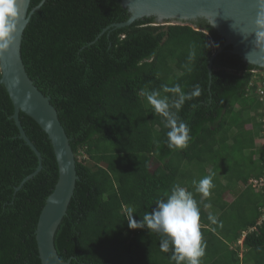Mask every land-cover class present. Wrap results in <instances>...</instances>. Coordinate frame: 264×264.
<instances>
[{
	"label": "trees",
	"instance_id": "1",
	"mask_svg": "<svg viewBox=\"0 0 264 264\" xmlns=\"http://www.w3.org/2000/svg\"><path fill=\"white\" fill-rule=\"evenodd\" d=\"M40 1L30 0L29 10ZM128 14L120 0H45L23 31L26 72L50 96L75 154L78 179L54 234L57 254L69 264H175L171 250H160V234L129 228L125 216L132 207L134 218L142 219L179 184L199 204L206 242L201 264H264V220L258 223L264 194L247 184L264 163V146L254 142L263 131L256 121L261 104L252 93L260 78L252 70L263 68L232 53L204 19L195 22L203 30L153 25V17L116 27ZM175 84L185 93L200 90L178 112L192 137L182 149L168 147L164 118L143 95L158 90L171 99L163 86ZM12 113L0 84V264H41L35 228L57 180V162L47 134L19 112L42 166L20 186L38 160L19 137ZM81 152L86 157L80 159ZM209 174L215 186L205 198L192 182ZM239 184L246 187L235 200L223 202V193L235 194ZM239 200L238 220H222ZM251 226L240 258L231 245Z\"/></svg>",
	"mask_w": 264,
	"mask_h": 264
},
{
	"label": "water",
	"instance_id": "2",
	"mask_svg": "<svg viewBox=\"0 0 264 264\" xmlns=\"http://www.w3.org/2000/svg\"><path fill=\"white\" fill-rule=\"evenodd\" d=\"M45 0H41L29 10L30 0H17L19 16L17 32L9 49L0 53V84H2L13 106L12 118L19 129V137L37 156V166L33 173L41 169V155L26 135L19 120V112L31 117L47 134L57 162L58 176L52 191L42 206L35 228V239L41 264H69L57 254L54 234L66 214L78 175L75 169V155L69 138L62 126L50 96L43 94L28 76L22 56L23 31L32 15ZM129 12L123 22L116 27L126 26L133 21L153 17L157 22L171 21L172 24H191L199 19L206 20L224 39L223 45H231V52L244 61L264 68V45L255 41V19L260 9L258 0H120ZM208 60V71L212 57ZM19 188V186H18Z\"/></svg>",
	"mask_w": 264,
	"mask_h": 264
},
{
	"label": "clouds",
	"instance_id": "3",
	"mask_svg": "<svg viewBox=\"0 0 264 264\" xmlns=\"http://www.w3.org/2000/svg\"><path fill=\"white\" fill-rule=\"evenodd\" d=\"M258 3L260 4V9L257 11L254 22L256 27L255 41L257 46H261L264 45V0H258ZM18 16L19 8L17 0H0V53L7 51L13 43L14 34L17 32ZM163 22L169 23L168 20ZM163 22H157L154 19L152 24L166 25L162 24ZM186 25L193 26L196 30H203L197 27L195 23ZM255 70L260 71L262 69ZM163 91L171 93L172 98L170 99L167 95L162 96L158 90L145 91L143 95L154 112L164 118L165 127L169 129L167 132L168 147L172 149L186 148L192 137L190 136L188 124L179 118L178 112L186 100L200 95L199 86H196V89L191 93H185L179 84L171 87L164 85ZM252 93L256 95L254 90ZM263 107L264 105L261 104L258 109L259 114L256 115V121L259 123H261L259 120L261 116L260 110ZM261 124L263 131L260 138L263 139L264 125L263 123ZM247 125H249L247 128L250 129L251 124ZM81 153L83 157H86L83 152ZM257 157L255 155V158ZM213 175H206L199 181L194 180L192 183L195 186V192L205 198L209 197L211 194L210 190L215 186ZM164 197L158 199L155 207L150 212L145 213L140 220L134 218L133 214L135 210L132 207H128L125 219L128 221L129 228L146 227L148 230L160 234L159 248L165 253L171 250L170 259L175 264H201V258L205 255L206 242L203 240L200 230V208L198 201L194 198L192 191L187 190L179 184L173 185L170 192H166ZM208 219L212 224H217L218 222L217 218L211 214L208 216Z\"/></svg>",
	"mask_w": 264,
	"mask_h": 264
},
{
	"label": "built area",
	"instance_id": "4",
	"mask_svg": "<svg viewBox=\"0 0 264 264\" xmlns=\"http://www.w3.org/2000/svg\"><path fill=\"white\" fill-rule=\"evenodd\" d=\"M252 72L254 73L255 78H258V74H259L260 78H259V81L257 82V86H256L254 92L258 96L260 103L262 105H264V74H263V72L259 73L257 70H253ZM250 84H252V81L250 82ZM260 113H261V116H260L259 120L264 125V107L260 110ZM263 140H264V138H263ZM247 184L251 185L255 189V191H257V192L259 191V192L264 194V164H263V168H262L260 174L257 176L250 177L248 179ZM260 211H261V215L259 217L258 223H260L261 221L264 220V206H262L260 208ZM254 229H255V226H251L245 230H242L240 237L238 238L237 242L241 243L242 238L245 236V234L254 230Z\"/></svg>",
	"mask_w": 264,
	"mask_h": 264
},
{
	"label": "rangeland",
	"instance_id": "5",
	"mask_svg": "<svg viewBox=\"0 0 264 264\" xmlns=\"http://www.w3.org/2000/svg\"><path fill=\"white\" fill-rule=\"evenodd\" d=\"M172 23H174V22L169 21L168 24H172ZM162 24H167V22H163ZM258 72L259 73L263 72V74H264V69H262V70H260ZM258 81H259V79H257V82ZM246 127H249V125H246ZM255 142H256L255 144L257 145V147H259L261 145H264L263 144L264 140L261 139V138H256ZM78 157L81 159L83 157V154L82 153H79ZM153 168H154V166L151 167V169H153ZM243 187H246V185L240 184L238 186V195L240 194V192H241V190H242ZM253 194H255V193L253 192ZM255 195H257V194H255ZM234 205L235 206L233 208L229 209V211L226 212L225 216L222 217V220H225V221H227L229 219H231L232 221L233 220H238V217L235 218V216H237V210H238V208H241V206H243V201L242 200H239ZM205 209L208 211L210 208L209 207H205ZM233 246H234V248H239L238 249V252H239L240 255H241V253L244 252V247L242 245V242L241 243L240 242H237V245H233ZM241 264H246V263H242V261H241ZM247 264H252V263H251L250 260H248L247 261Z\"/></svg>",
	"mask_w": 264,
	"mask_h": 264
},
{
	"label": "crops",
	"instance_id": "6",
	"mask_svg": "<svg viewBox=\"0 0 264 264\" xmlns=\"http://www.w3.org/2000/svg\"><path fill=\"white\" fill-rule=\"evenodd\" d=\"M257 148H259V147H257ZM155 167H156V166H155ZM239 185H240V184H239ZM239 185H238V186H239ZM238 186H237V188H236L235 194H234L232 191H226L225 193H223L221 200H222L223 202H226V203H229V204H230L231 202H233V201L235 200V198L238 196ZM201 196H202V195H201ZM229 196H230V197H229ZM202 197H203V196H202ZM205 210H206V209H205ZM206 211H207V210H206ZM208 211H210V209H209ZM216 212H217V213H216L217 216H219L220 213H221V211L218 210V209H217ZM233 245H237V241L231 245L232 248H234ZM238 255H239V257L241 258V256L243 255V253H241V255H240L239 252H238Z\"/></svg>",
	"mask_w": 264,
	"mask_h": 264
}]
</instances>
